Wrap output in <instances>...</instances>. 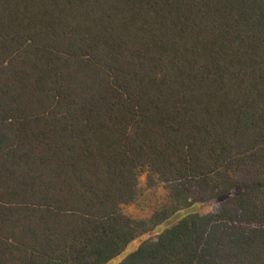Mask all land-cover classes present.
I'll use <instances>...</instances> for the list:
<instances>
[{
    "label": "trees",
    "instance_id": "16d2710c",
    "mask_svg": "<svg viewBox=\"0 0 264 264\" xmlns=\"http://www.w3.org/2000/svg\"><path fill=\"white\" fill-rule=\"evenodd\" d=\"M264 264V0H0V264Z\"/></svg>",
    "mask_w": 264,
    "mask_h": 264
},
{
    "label": "rangeland",
    "instance_id": "374dc122",
    "mask_svg": "<svg viewBox=\"0 0 264 264\" xmlns=\"http://www.w3.org/2000/svg\"><path fill=\"white\" fill-rule=\"evenodd\" d=\"M217 201L216 200H211V201H207V202H202V203H197L192 205L190 208H188L185 211H181L179 212V214L172 216L169 220H167L166 222H164L161 226H159L158 228H156L153 232L142 235L138 238H136L135 240L131 241L128 246L126 247V249L124 250L123 253H121L120 255H117L115 257H113L112 259H110L107 264H118L128 253H130L131 251H133L134 249L137 248V246L146 238H148L149 236L158 233L159 231L163 230L165 227L172 225L173 223H175L178 218L183 215L186 212L192 211V210H196L199 208H205V209H212L214 206H216Z\"/></svg>",
    "mask_w": 264,
    "mask_h": 264
}]
</instances>
